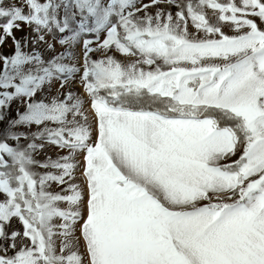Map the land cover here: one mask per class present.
I'll use <instances>...</instances> for the list:
<instances>
[{"label": "snow or ice", "instance_id": "1", "mask_svg": "<svg viewBox=\"0 0 264 264\" xmlns=\"http://www.w3.org/2000/svg\"><path fill=\"white\" fill-rule=\"evenodd\" d=\"M0 123V264H264V0H0Z\"/></svg>", "mask_w": 264, "mask_h": 264}, {"label": "rangeland", "instance_id": "2", "mask_svg": "<svg viewBox=\"0 0 264 264\" xmlns=\"http://www.w3.org/2000/svg\"><path fill=\"white\" fill-rule=\"evenodd\" d=\"M24 31H25V32H28V31H30V30H29L27 27H25ZM190 31H192L191 28H190ZM225 31L228 32V29L225 28ZM229 34H231V33H229ZM20 35H21V33H17V36H20ZM9 44H10V42H9ZM57 50H58V51L61 50L59 45H57ZM4 51H5L6 53H7V52H10V51H11L10 46H9V45H6L5 48H4ZM77 51H78V49H77ZM121 58H122V57H121ZM74 88H75V90H76L77 92L80 91V88H79L78 85H74ZM52 91L55 92V86L53 87ZM15 109H16V104L13 103L12 106H11L10 113H9L10 118H11V117H14V115H15ZM5 127H6V125H5L4 123H0V137L3 136V131H4V128H5ZM45 153L51 155L53 158H55L58 154H62V153H59L58 150H56V149H54V148H51V147H46V148H45ZM38 158L42 159L43 156H40V157H38ZM78 159H79V158H78ZM78 174H79V173H77V175H78Z\"/></svg>", "mask_w": 264, "mask_h": 264}, {"label": "trees", "instance_id": "3", "mask_svg": "<svg viewBox=\"0 0 264 264\" xmlns=\"http://www.w3.org/2000/svg\"><path fill=\"white\" fill-rule=\"evenodd\" d=\"M58 35V34H57Z\"/></svg>", "mask_w": 264, "mask_h": 264}]
</instances>
